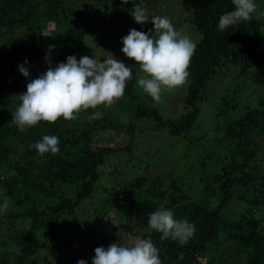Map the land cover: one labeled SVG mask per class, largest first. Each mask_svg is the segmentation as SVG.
Wrapping results in <instances>:
<instances>
[{
  "label": "trees",
  "instance_id": "1",
  "mask_svg": "<svg viewBox=\"0 0 264 264\" xmlns=\"http://www.w3.org/2000/svg\"><path fill=\"white\" fill-rule=\"evenodd\" d=\"M113 1L0 0V202L9 198L7 212L0 215V264H77L80 259L92 264L95 249L107 248L119 231L151 238L162 264H264V217L250 216L246 210L240 217L223 214L234 200L264 206V93L257 106L248 104L228 124L229 140L217 143L214 163L203 172L205 192L186 187L180 177L165 188L162 175L148 184L147 177L126 182L119 166L108 171L106 163L118 149L96 144L94 136L98 130L118 128L109 112L94 127L83 120L82 112L74 120L41 121L24 132L17 128L13 114L29 79L19 66L27 60L35 79L70 55L82 57L89 25L112 17ZM163 1L129 0L123 7L134 10V4L151 3L158 10ZM189 2V20L202 37L188 67L191 81L183 97L185 112L174 119L149 105V95L135 90L138 77L133 69L124 95L109 110L122 111L115 114L118 120L126 115L120 107L125 102L138 118L158 121L174 137H187L202 114L198 100L215 76L229 84L223 102L231 90L240 92L235 88L239 76H248L264 88L260 38L250 20L220 31L219 17L234 10L232 0ZM92 112L90 108L87 113ZM211 113L217 118L220 110L213 107ZM51 133L60 139V152L40 155L32 145ZM86 201L88 206L83 205ZM152 203L195 224L186 244L161 239V233L149 228L146 214ZM112 211L119 223L110 227L113 221L105 217Z\"/></svg>",
  "mask_w": 264,
  "mask_h": 264
},
{
  "label": "rangeland",
  "instance_id": "2",
  "mask_svg": "<svg viewBox=\"0 0 264 264\" xmlns=\"http://www.w3.org/2000/svg\"><path fill=\"white\" fill-rule=\"evenodd\" d=\"M163 3L164 4H162L158 10H155L151 3H148L144 7L149 10L150 15L169 17L176 30L182 36L189 37L194 43L199 41L202 37V33L198 30L196 25L189 20L192 13L189 0H166V2L163 1ZM124 4L120 3L118 0L113 1L111 3V13L116 10V13H119V15L113 13V16L107 18L106 21L100 24L93 23L89 25V33L83 43V56H90L93 58L96 56L103 62L105 56L111 55L112 53L115 57L123 60L128 65L137 63L134 59L128 58L122 52V37L129 34L130 30L133 28L147 33L150 26L153 29L154 26L151 25V20L143 26L136 23L130 14L132 8L123 7ZM257 5V12L250 20V23L251 27L254 28L260 38L259 52L264 61V0H259ZM50 45H53V43L51 42ZM133 69L136 71L138 78L141 75H145L138 67H134ZM234 71L237 72V69L235 68ZM229 72L231 75L233 74L232 69ZM217 77L218 76H215V78L209 81L207 86L204 87L203 97L198 100L202 105V114L197 119L196 128L187 134V137L184 135L174 137L170 134L169 128L160 127L158 121L152 120L150 122V119L138 118L135 116V112L131 113L132 110H128V104L125 102L120 107L126 115L119 120L115 117V114L122 115V111H109L115 106V103L108 107L101 105L98 106L97 109H94V112H102L103 116L106 112H109V119L112 124L118 126L117 129L109 128L103 130L102 133L98 130L94 136L96 144L118 149V151L114 152L110 159H108L106 169L109 171L114 169L112 166L121 167L126 182L130 180L136 181L138 177H147V183L151 184L152 179L162 175L165 178V180H163L165 188L170 186L174 178L180 177L186 187L205 192L206 176L203 172L208 163H214L213 161L218 148V146H216L217 143L229 140V135L227 133L228 124L232 122L235 117H238L244 112L243 110L246 109L248 104L249 107L257 106L258 97L264 93V88L259 87L258 83L252 78L248 76H239L235 88H239L240 92L234 94V91L231 90V95L228 94V101L223 102L222 96L226 94L224 91L229 84L224 83V79L219 77V79H217ZM190 81L191 78L189 75L183 85L170 90L165 89L159 100H154L152 97L147 96L149 98L148 104L160 109L165 117L174 119L180 117L182 113L185 112L184 109L186 110L183 97L188 90ZM135 90L140 94H146L138 83H136ZM224 105H226V107L229 106L230 110H226ZM213 107L220 110V115H218L217 118L213 117L211 113ZM89 110L90 109L83 110L79 113L81 114L83 112V120H86L91 125L96 123L99 119L101 122L102 117L94 118L92 115L93 112L91 115L87 113ZM216 121H218L219 124H217ZM51 135H53V133H51ZM101 137H104V139ZM25 163L26 161L23 162V165ZM191 165L195 166V168ZM159 183L160 182H156L155 185L157 186ZM153 204L154 203L147 206L149 209L146 218H148L150 213L160 208L158 205ZM83 205L88 206V202H84ZM245 210L246 212L250 211V213H248L250 216L264 217V206L251 205L247 201L237 200L230 202L229 206L224 207L223 214L228 218L240 217ZM106 218L113 221L110 227L119 223L115 211L110 212L105 219ZM102 227H105L104 224ZM135 231H137V229H135ZM137 239H144L143 234L139 232L131 234L128 233V231H119L116 232V239L113 243L131 245Z\"/></svg>",
  "mask_w": 264,
  "mask_h": 264
},
{
  "label": "clouds",
  "instance_id": "3",
  "mask_svg": "<svg viewBox=\"0 0 264 264\" xmlns=\"http://www.w3.org/2000/svg\"><path fill=\"white\" fill-rule=\"evenodd\" d=\"M129 0H124L127 4ZM234 10L220 15L218 30L224 31L238 22L251 20L257 12L255 0H232ZM134 20L142 26L151 20L153 30L147 33L131 29L122 37V52L137 63L128 65L112 53L103 62L96 56L70 55L66 62L48 67L37 78L30 77L28 61L19 66V71L28 79L27 91L18 95V104L13 121L24 132L41 121L53 123L59 118L74 120L83 110L108 107L125 93L126 83L132 78L133 68L138 67L145 75L139 76L137 83L154 100H159L165 89L183 85L188 76V67L196 49V44L182 36L167 16L150 15L149 10L134 4L130 12ZM50 56H46L49 59ZM139 75V74H138ZM94 118L103 113L93 112ZM57 135H43L33 148L40 155L60 152ZM9 198L0 202V215L7 212ZM150 229L161 233V239L171 238L181 245L194 235L196 227L187 219L175 218L170 209L157 208L148 216ZM77 264H88L80 259ZM92 264H162L160 250L151 238L137 239L133 244L112 243L107 248L95 249Z\"/></svg>",
  "mask_w": 264,
  "mask_h": 264
}]
</instances>
